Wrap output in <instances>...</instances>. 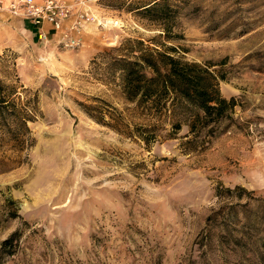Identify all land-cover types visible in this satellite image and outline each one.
<instances>
[{"label":"rangeland","instance_id":"1","mask_svg":"<svg viewBox=\"0 0 264 264\" xmlns=\"http://www.w3.org/2000/svg\"><path fill=\"white\" fill-rule=\"evenodd\" d=\"M154 1L84 0L94 21L77 47L47 24L34 37L0 12V82L24 108L29 137L0 146V243L16 232L0 264H250L264 255V0L142 10ZM126 39L211 64L220 95L235 99L233 121L189 133L182 105L125 100L107 63ZM87 106L123 125L94 121ZM135 124H154L155 138L144 143ZM247 200L226 226L214 217ZM228 233L245 245L233 247Z\"/></svg>","mask_w":264,"mask_h":264},{"label":"trees","instance_id":"2","mask_svg":"<svg viewBox=\"0 0 264 264\" xmlns=\"http://www.w3.org/2000/svg\"><path fill=\"white\" fill-rule=\"evenodd\" d=\"M155 1L151 4L142 5V10L148 11L152 7L161 6ZM161 49L148 47L137 39H126L117 48L111 51L119 52L109 58L107 68L116 71L121 93L125 100L134 102L135 105L145 109L159 111L164 109L165 101L168 99L170 108L175 104L183 106L187 113L188 132L206 129L212 133L219 128H224L233 121L232 113L235 105L234 97L224 98L218 90V75L210 69L209 63H198L187 61L181 56L173 54L172 47L159 44ZM14 93L11 86L0 82V146L3 143L10 144L11 149H19L23 143L29 141L27 136L26 113L24 108L17 105L10 98ZM94 121L104 124L111 129L119 130L123 125L121 119L115 114H109V119L104 120L98 107H85ZM154 124L136 125L138 137L147 143L154 139V133L150 128ZM172 131L179 128V124H171ZM236 190L246 193L241 187ZM225 192H230L225 189ZM239 196V194L237 195ZM249 200L253 197H248ZM248 200L237 205H230L226 213L217 212L214 216L222 225L226 226V220H231L236 214V208H246ZM210 219V217H207ZM248 224V223H247ZM16 232H12L0 243L1 248L10 244L15 238ZM228 243L233 247L245 245L242 237H233L228 233ZM223 238V237H222ZM264 247V238L261 241ZM250 264H264V255L256 254L250 259Z\"/></svg>","mask_w":264,"mask_h":264},{"label":"built area","instance_id":"3","mask_svg":"<svg viewBox=\"0 0 264 264\" xmlns=\"http://www.w3.org/2000/svg\"><path fill=\"white\" fill-rule=\"evenodd\" d=\"M84 0H9L3 5L0 0V12L29 21L37 28V37H44L43 24L59 34V41L66 47L79 45L78 35L94 17L83 7Z\"/></svg>","mask_w":264,"mask_h":264},{"label":"crops","instance_id":"4","mask_svg":"<svg viewBox=\"0 0 264 264\" xmlns=\"http://www.w3.org/2000/svg\"><path fill=\"white\" fill-rule=\"evenodd\" d=\"M26 22H27V21H25V20H22V21H21V25H22V27L24 28V30L27 31L28 33H30L31 35H33L34 37H35V36L37 37L38 30L35 29V27H34V29H32V30L26 28V26H25V23H26ZM28 23H29V22H28ZM43 27H44V28H48L46 24H43Z\"/></svg>","mask_w":264,"mask_h":264}]
</instances>
